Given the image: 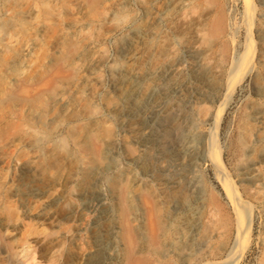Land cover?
Wrapping results in <instances>:
<instances>
[{"label":"bare ground","instance_id":"6f19581e","mask_svg":"<svg viewBox=\"0 0 264 264\" xmlns=\"http://www.w3.org/2000/svg\"><path fill=\"white\" fill-rule=\"evenodd\" d=\"M240 1V26L245 28L242 51L234 46L237 23L232 17L231 0H193L186 8L188 13L203 12L194 34L207 46L203 48V63L215 78L211 94L216 96L219 89L225 90L224 98H220L223 101L214 111L205 100H195L196 119L212 120L199 148L194 138L184 137L177 122V117L183 118L181 104L171 103L170 93L155 97L157 87L171 92L186 87L189 81L179 76L181 73L172 70L163 78L156 65L146 62L139 68L141 77L127 80L125 94L121 87L127 78L115 70L111 73L113 93L101 95L103 107L95 102L105 50L98 51L94 67L86 72L82 62L91 33L83 27L106 17L101 0H0V77L6 76L3 82L0 78V110L8 114L5 127L0 129V145L16 133L26 136L34 154L21 161L31 171L49 166L43 149L70 148L67 157L75 166L70 182L79 176L93 177V182L80 189L69 185L64 195L46 196L37 186L16 189L14 195L25 213L42 215L53 204L66 206L70 202L74 218L89 215L92 252L84 264H192L199 253L197 238L206 247L207 256L199 264H237L245 253L253 209L260 204L264 210V181L249 176L240 181V192L222 164L216 133L233 90L252 74L254 92L262 99L248 102V107L260 120L257 123L246 110L241 111L232 144L239 162L245 157L247 164L264 162V143L257 130L259 125L264 126V30L256 25L253 0ZM128 2L119 0L110 12L126 26L135 16L127 17ZM180 5L187 6L183 0ZM79 9L86 11L84 18L76 15ZM164 12L157 10L154 15L146 9L142 18L158 23ZM153 29L148 30L150 37L162 35L160 28ZM138 35L134 28L131 39L137 40ZM116 48L121 53L123 47L117 44ZM258 71L263 74L257 75ZM143 88L146 98L137 99ZM150 109L158 111L162 124L155 140L147 135L149 122L145 117ZM68 110L69 119L65 117ZM104 110L110 118L102 117ZM254 139L258 142L254 152L248 154ZM178 142L183 149L181 157L175 158L169 150ZM154 144L159 152L154 151ZM118 149L128 161L140 152L145 154L143 173L115 168L112 154ZM197 156L214 170L224 198L207 190L198 179ZM186 166L192 170H185ZM168 173H172L170 178L166 177ZM43 195L46 199L33 211L31 203ZM8 228V222L0 223V264H21L13 239L7 236ZM262 249L260 264H264V237Z\"/></svg>","mask_w":264,"mask_h":264},{"label":"rangeland","instance_id":"374dc122","mask_svg":"<svg viewBox=\"0 0 264 264\" xmlns=\"http://www.w3.org/2000/svg\"><path fill=\"white\" fill-rule=\"evenodd\" d=\"M118 1L101 0L107 18L95 19L94 22L83 27V31H90L91 33L89 43L85 49V61L82 62L85 64L82 68L86 66V72L90 66L94 67L98 51L101 49L105 50L106 61L100 66L102 81L98 85L95 102L103 107L101 105V95H111L113 93L111 90V73L115 72V70L127 78L125 79L124 88L121 87V92L125 94L126 89H128L126 86L127 80H133L135 76L141 77L139 68L141 69L146 62L148 66L156 65L159 76H163V78L166 77L165 74L167 72H172V70L177 75L181 73L179 76L183 75L189 81L186 87L183 86L176 92L157 87L155 97L170 93L169 101L181 104L182 112L179 113L183 118L181 116L177 117V122L181 123L184 137L187 139L189 137L190 139L194 138L196 140L195 143L198 145L197 147L200 148L201 143L205 139L204 131L212 126V120L208 118L205 120L196 119L195 100H205L211 105V111H214L223 101L220 98H224L225 92L224 89H219L216 96L211 94L212 89L215 87L211 85V82H214L215 78L211 76L210 68L203 63L205 56L203 48L207 46L194 34V28L200 22L199 20L203 12H187L186 8L191 5L193 0H183L187 5L185 7L180 5L181 0H129L126 15L129 17L135 13L136 17L134 16L131 20L129 18V25L126 26L116 16L110 15L111 10L117 6ZM194 1L196 2L197 0ZM253 2L256 5V25H259L264 30V0H253ZM242 7V1L231 0L230 9L232 17L235 23H237L234 46L240 51L244 49L245 41V28L242 24L240 26ZM146 9L154 15L157 10H166V12L163 13L161 22L153 23L154 20L152 19L145 20L142 18V14L145 13ZM76 15L84 18L87 13L84 9H79ZM149 27H153L155 31H159L160 28L162 35L157 38L150 37L148 33ZM134 28L138 29L139 37L137 40L131 39ZM117 44L123 47L121 53L117 51ZM199 72L201 73L199 74ZM202 73L203 76L205 75L204 77ZM258 74H263V72L258 71ZM251 75L247 74L233 90L216 132L218 134V143L222 148V164L227 170L229 178L237 185L240 192V181L249 176L254 175L259 182L264 181V162L247 164L245 162L246 157L243 162H239L232 144L241 111L246 110L250 117H255V121H258L257 123L260 120V117L258 118L257 114H254L248 107V102L262 99L254 92ZM0 78L2 79L1 82H3L6 76L3 74ZM221 87L224 88V82L221 83ZM261 91L264 94V80ZM146 94L147 90L143 88L138 93L137 99L146 98ZM65 115L69 119L71 116L70 111H66ZM110 115L109 112L104 110L102 117L107 119L110 118ZM7 118L8 114L0 110V129L5 127ZM145 118L149 122L147 135L151 136L150 138L153 140L157 139L160 127L162 126V124L160 125L158 111L148 110ZM257 130H259L262 136L261 142L264 143V126L259 125ZM60 134L61 132L59 131L56 136L57 139L60 137ZM254 140V145H252L251 151L248 154L254 152L253 147L258 142L256 139ZM181 145L182 142L174 143L169 150V154L175 158H180L183 149ZM43 150L46 158L49 160V166L42 170L31 171L27 167H23L21 161L22 157L31 158L34 154L32 145L26 136L16 133L0 145V223L8 222L9 230L7 231V236L13 239L12 243L15 251L19 254L21 264H84V260L92 252L88 230L89 215L83 214L78 218H74L70 211L72 206L70 202L66 206L63 203L53 204L47 207L44 211L46 213L42 215L25 213L24 209L20 206L18 197L14 195L16 189L22 191L21 189H28L31 186H37L40 190H44V195L46 196V193L64 195L69 185L75 189H80L87 183L93 182L91 180L93 177L84 178L82 176L70 182L71 175L75 171L74 162L67 157V152L70 151V148L68 150H58L56 148ZM154 151L159 152L156 144H154ZM139 154L136 159L128 161L122 155L121 150L118 149L112 154L113 165L120 170H130L131 173L141 174L145 170L147 160L145 154L142 152ZM196 164L195 170L197 173H200H198V179L206 184L207 190H213L223 197L222 188L215 181L214 170L210 165L200 161L199 157ZM185 170H192V168L186 166ZM170 172H172V169ZM171 176L172 173L166 175L167 178ZM44 195L38 202L31 203L33 211H37L41 207L40 202L46 199ZM197 208L199 210L202 209L200 202H198ZM263 237L264 210L258 204L253 209L249 244L237 264H260V258L263 253ZM201 244V239L197 238L196 246L198 245L197 249L199 253L192 264H199L201 260L207 259V256H205L206 247ZM176 262L180 263L178 260Z\"/></svg>","mask_w":264,"mask_h":264}]
</instances>
